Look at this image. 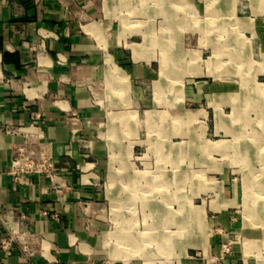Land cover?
Returning a JSON list of instances; mask_svg holds the SVG:
<instances>
[{"label":"crops","instance_id":"crops-1","mask_svg":"<svg viewBox=\"0 0 264 264\" xmlns=\"http://www.w3.org/2000/svg\"><path fill=\"white\" fill-rule=\"evenodd\" d=\"M199 77L208 82L196 91L178 89ZM183 96L207 107L169 111V102ZM138 100L146 138L122 146L126 125L113 121L131 118ZM170 116L177 132L201 131L207 121L209 133L222 136H194L173 150ZM108 117L111 144L100 126ZM255 127L254 141L240 136ZM261 133L264 0H0V264H127L101 247L86 217L101 210L93 203L102 201L96 186L104 179L116 189L121 174L135 184L147 176L128 165L133 148L159 164L170 151L198 156L199 163L219 156L264 164ZM27 142L49 159L46 171L20 175L12 168ZM111 164L118 171L109 172ZM241 193L264 197L260 190ZM228 209L239 214L237 224L228 222ZM216 213L208 247L181 264H264V203L239 208L225 200Z\"/></svg>","mask_w":264,"mask_h":264},{"label":"rangeland","instance_id":"rangeland-1","mask_svg":"<svg viewBox=\"0 0 264 264\" xmlns=\"http://www.w3.org/2000/svg\"><path fill=\"white\" fill-rule=\"evenodd\" d=\"M202 57L204 58L201 60L205 61L208 54ZM188 80L190 82H184L178 86V89L183 92H192L197 85L208 82L207 78L203 77ZM175 88L177 86H174V90H169L170 96H174ZM167 107L169 111L173 108L205 109L207 101H192L183 96L177 101H170ZM132 108L133 111L136 110V113L131 118L125 117L126 119L113 121L108 117L100 123L101 130L107 131L105 142L109 144L115 142L113 137L108 136L111 121L116 126L126 125V131L122 133L120 141L122 146L136 142L135 138L139 141L146 138V134L142 131L145 109L139 100L136 107L133 105ZM251 117L255 121L261 118ZM205 123L207 125L208 122L202 124L205 128L202 127L201 131L193 132L190 129L189 132L182 130L177 132L175 128L177 122L170 116L168 135L170 147L177 150L183 145L190 144L194 136L200 137L203 141L220 140L222 135L218 134L214 137L207 130ZM130 127H136L138 132L129 133L127 130ZM251 129L247 128L240 133L245 141H254L258 136L256 130L258 127ZM262 134L264 139V133H261V136ZM155 138V133L149 135V139L154 141ZM260 142V144L264 143L262 140ZM143 154L142 148H133L132 154L127 155L125 159H128V165L134 174L147 176H138V182H140L135 184L134 180L121 174L122 179L117 183L116 189L110 186L108 179H104L96 186L97 193L102 195V201L93 203L102 206L101 210L99 213L90 211L86 217L88 232L102 237L101 247L106 251L116 250L117 255L120 254L127 264H181L183 258H200L202 251L208 247L210 237L217 231L214 226L210 227V223L219 218L220 213L215 214V212L219 211L225 200L234 201V206L239 208L246 207L251 201H254L256 206L264 203L263 196H240L242 191L244 193L264 191V164L241 163L236 159L226 163L224 158L219 156H212V163L208 159L199 163L198 156L197 158L186 154L182 156V153L175 156L171 154V151L166 162L159 164L155 155L144 158ZM106 168L107 170L109 168V172L118 171L117 164H111ZM246 186L251 187V191H248ZM233 192H236V195H233ZM160 209L162 212H159ZM227 212L230 213L228 222L237 224L239 214L231 213L230 209ZM162 215L166 216L164 224L169 226V231L177 233L173 234V238L171 237V243L163 247L165 249L163 252L161 244L164 239H167V231L164 227L160 228L157 222ZM95 222L99 224L96 226L93 224ZM115 235L123 239L117 240ZM149 236L152 240L148 238Z\"/></svg>","mask_w":264,"mask_h":264},{"label":"built area","instance_id":"built-area-1","mask_svg":"<svg viewBox=\"0 0 264 264\" xmlns=\"http://www.w3.org/2000/svg\"><path fill=\"white\" fill-rule=\"evenodd\" d=\"M28 142L21 148H17V152L13 157L12 168L16 174L26 175L30 173L44 172L49 168V159L44 153H38L28 147ZM2 248H6L8 242H2Z\"/></svg>","mask_w":264,"mask_h":264},{"label":"bare ground","instance_id":"bare-ground-1","mask_svg":"<svg viewBox=\"0 0 264 264\" xmlns=\"http://www.w3.org/2000/svg\"><path fill=\"white\" fill-rule=\"evenodd\" d=\"M162 39V38H161ZM162 42H164V41H162ZM235 57V56H234ZM232 65V64H231ZM130 124V123H129ZM113 179H114V176H112V183H113ZM122 204H123V202H122ZM121 204V205H122ZM156 213V212H155ZM171 215V214H170ZM172 216V215H171ZM156 220V219H155ZM158 222V221H157ZM179 224V223H178ZM180 225V224H179ZM193 225H194V223H193ZM164 226V229H166V231H167V239H164V241L162 242V246H161V250H162V252L163 251H165V249L163 248L164 246H166V244H167V246L171 243V237L173 236V234H177V233H174V232H171V231H169V226H166L165 224L163 225ZM114 237H116V239L118 240H121V239H123L122 237H119V235H115ZM148 238H150L151 240H152V237L151 236H149ZM173 238V237H172ZM160 240V239H159ZM161 241H162V239H161ZM158 242V241H157ZM129 244H131V243H129ZM160 245V244H159ZM166 246V247H167ZM173 246V245H172ZM175 246V245H174ZM173 246V247H174ZM151 255V254H150Z\"/></svg>","mask_w":264,"mask_h":264}]
</instances>
